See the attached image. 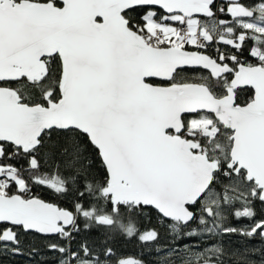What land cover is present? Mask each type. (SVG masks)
<instances>
[{
	"label": "snow or ice",
	"instance_id": "snow-or-ice-1",
	"mask_svg": "<svg viewBox=\"0 0 264 264\" xmlns=\"http://www.w3.org/2000/svg\"><path fill=\"white\" fill-rule=\"evenodd\" d=\"M0 264H264V0H0Z\"/></svg>",
	"mask_w": 264,
	"mask_h": 264
},
{
	"label": "trees",
	"instance_id": "trees-1",
	"mask_svg": "<svg viewBox=\"0 0 264 264\" xmlns=\"http://www.w3.org/2000/svg\"><path fill=\"white\" fill-rule=\"evenodd\" d=\"M248 95H251V89H246L244 93H242V99L247 98ZM102 179V177H98ZM37 192H40L42 195H44L43 191L41 189H37ZM45 198L47 196L45 195ZM55 202V201H54ZM65 206V205H61ZM229 219L234 223L238 225H244L247 223L246 220H240V221H235L234 218L229 217ZM148 223L147 218H145L143 221L137 224V227L146 226ZM233 243H236L238 238L237 237H232L231 238ZM146 251V249H142L141 246L133 239V240H126L122 239L120 242L115 246V252L116 255L112 258L113 261L118 260V259H124V258H132V259H141L143 258V254ZM54 256L53 254H49L47 256V259L51 260L53 259ZM22 259V258H17Z\"/></svg>",
	"mask_w": 264,
	"mask_h": 264
},
{
	"label": "rangeland",
	"instance_id": "rangeland-1",
	"mask_svg": "<svg viewBox=\"0 0 264 264\" xmlns=\"http://www.w3.org/2000/svg\"><path fill=\"white\" fill-rule=\"evenodd\" d=\"M192 118L191 116H189V119Z\"/></svg>",
	"mask_w": 264,
	"mask_h": 264
},
{
	"label": "water",
	"instance_id": "water-1",
	"mask_svg": "<svg viewBox=\"0 0 264 264\" xmlns=\"http://www.w3.org/2000/svg\"><path fill=\"white\" fill-rule=\"evenodd\" d=\"M252 91V90H251Z\"/></svg>",
	"mask_w": 264,
	"mask_h": 264
}]
</instances>
